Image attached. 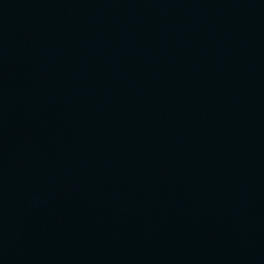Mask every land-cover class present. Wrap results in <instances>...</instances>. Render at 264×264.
<instances>
[{"label": "water", "instance_id": "obj_1", "mask_svg": "<svg viewBox=\"0 0 264 264\" xmlns=\"http://www.w3.org/2000/svg\"><path fill=\"white\" fill-rule=\"evenodd\" d=\"M0 264H264V0H0Z\"/></svg>", "mask_w": 264, "mask_h": 264}]
</instances>
